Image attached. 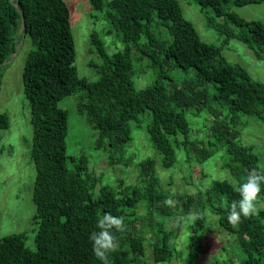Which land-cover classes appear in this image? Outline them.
Segmentation results:
<instances>
[{"label": "trees", "instance_id": "trees-1", "mask_svg": "<svg viewBox=\"0 0 264 264\" xmlns=\"http://www.w3.org/2000/svg\"><path fill=\"white\" fill-rule=\"evenodd\" d=\"M194 1L213 9L207 23L224 36L220 45L201 37L178 0H91L107 33H116L125 46L110 52L93 31L91 43L99 59L90 61L96 72V78L90 79L78 73L71 11L65 0H0V89L3 66L18 44L27 38L33 44L23 83L33 125L38 225L35 249L27 245L25 233L0 238V264H102L93 254L89 234L98 231V217L106 212L123 216L126 225L116 233L119 245L108 253L109 264H140L147 241L144 227L137 224L142 204L153 221L150 246L155 263L174 257V240L182 228L168 229L165 224L183 206L201 213L190 224L186 239L188 264H197L206 250L205 209L217 214L219 224L235 237L241 255L238 262L232 259L227 264H264V207L236 227L227 220L231 203L240 199L237 185L253 168L264 173L258 154L242 141L240 120L250 115L264 121V82L222 52L225 44L237 39L257 58H264V23L232 9L264 0ZM148 68L153 81L137 86L138 69ZM174 69L180 77L173 75ZM72 93L78 94L79 113L96 131V147L109 151L110 164L123 162L135 122L146 124L162 167L175 166L179 150L189 159L196 149V158L204 162L221 147L225 149L222 165L236 182L217 178L197 196L175 195L176 207L161 206L170 195L162 187L156 159L148 157L139 163L140 182L119 178L115 184L105 183L89 168L85 153L68 154L69 113L59 101ZM203 110L213 115L215 140L209 139L208 146L191 137L190 117ZM9 124L8 114L0 113V127ZM261 187L258 206L264 202V184Z\"/></svg>", "mask_w": 264, "mask_h": 264}, {"label": "rangeland", "instance_id": "rangeland-1", "mask_svg": "<svg viewBox=\"0 0 264 264\" xmlns=\"http://www.w3.org/2000/svg\"><path fill=\"white\" fill-rule=\"evenodd\" d=\"M65 1L71 11L78 73L95 79L96 72L90 65V61L98 60L99 57L92 46L91 33L97 31L105 40L110 52L123 49L125 45L116 33H107L105 23L95 16L96 10L92 8L91 0ZM178 1L185 17L194 23L201 37L220 45L224 36L207 23V16H213V9L202 8L194 0ZM232 9L248 20H260L264 23V2H254L243 6L233 5ZM32 48V41L29 38L23 39L18 44L16 53L3 66L0 113L8 114L10 124L8 128L0 127V238L13 233H25L27 245L35 249L38 225L35 222L36 205L33 201V190L37 172L31 158L33 141L31 109L25 97L23 83L25 62ZM222 52L227 59L240 63L255 79L264 82V58H257L254 51L243 42L232 39L223 46ZM137 73L136 84L139 87H144L154 79V73L150 68L145 71L138 69ZM173 75L181 76L175 69ZM77 103V93L69 94L59 101V105L67 109L69 113L68 154L85 153L89 158V168L100 175L105 183L115 184L119 178H125L131 183L140 182L139 163L148 157L156 159L162 187L173 197L178 194L197 196L217 178H227L236 182L231 172L222 165L225 149L221 147L204 162L196 158V149L192 150L189 159L179 150V162L171 168L162 167L161 156L151 143L146 124L136 126L135 122L132 129L133 139L126 146L123 162L112 165L109 163V151L96 147V131L87 122L85 115L79 113ZM190 119L193 121L192 139L204 140L207 146L209 139L215 140L211 113L203 110L199 116L190 117ZM240 120L244 124L242 141L253 147L260 158L259 165L264 170V121L250 115L242 116ZM201 145L200 143L199 146ZM262 203L264 205V202ZM190 210L194 211L179 206L177 213L167 218L165 226L168 229L181 225L182 231L174 240L176 251L173 259L155 263L150 246L153 236L150 224L153 221L147 217L145 204L139 207L138 212L141 217L137 224L144 227L147 238L144 261L140 264H188L185 243L192 222L185 217ZM205 210L206 250L197 264H227L232 259L238 262L241 252L236 248L235 237L219 224L217 214L209 209Z\"/></svg>", "mask_w": 264, "mask_h": 264}, {"label": "clouds", "instance_id": "clouds-1", "mask_svg": "<svg viewBox=\"0 0 264 264\" xmlns=\"http://www.w3.org/2000/svg\"><path fill=\"white\" fill-rule=\"evenodd\" d=\"M262 184H264V173L253 168L249 171L245 181L237 185L236 191L239 193L240 199L231 203L227 216L229 224L233 227L238 226L242 222V218L248 219L258 215L260 207H264V205L258 206ZM178 203L173 196H168L160 202L161 206L167 207H176ZM200 218L201 213L191 210L185 217L186 220L193 223ZM125 227L123 216L106 212L98 217L96 224L98 231H92L89 234V239L92 242L93 254L102 264H109L108 253L114 251L119 245L116 233L124 231Z\"/></svg>", "mask_w": 264, "mask_h": 264}]
</instances>
